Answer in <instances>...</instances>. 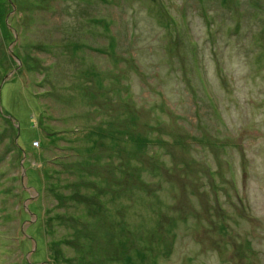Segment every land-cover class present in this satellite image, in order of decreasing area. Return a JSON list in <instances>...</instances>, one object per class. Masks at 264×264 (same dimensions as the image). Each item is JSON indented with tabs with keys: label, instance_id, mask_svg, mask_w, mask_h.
<instances>
[{
	"label": "rangeland",
	"instance_id": "374dc122",
	"mask_svg": "<svg viewBox=\"0 0 264 264\" xmlns=\"http://www.w3.org/2000/svg\"><path fill=\"white\" fill-rule=\"evenodd\" d=\"M0 264H264V0H0Z\"/></svg>",
	"mask_w": 264,
	"mask_h": 264
},
{
	"label": "built area",
	"instance_id": "2783aa9c",
	"mask_svg": "<svg viewBox=\"0 0 264 264\" xmlns=\"http://www.w3.org/2000/svg\"><path fill=\"white\" fill-rule=\"evenodd\" d=\"M34 145H36V146H37V144H34Z\"/></svg>",
	"mask_w": 264,
	"mask_h": 264
}]
</instances>
